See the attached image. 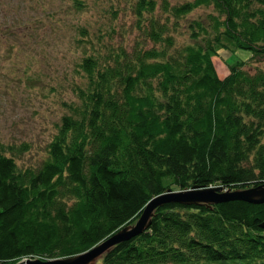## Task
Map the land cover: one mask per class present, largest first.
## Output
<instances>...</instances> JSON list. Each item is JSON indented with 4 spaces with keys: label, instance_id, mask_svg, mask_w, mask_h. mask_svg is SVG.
<instances>
[{
    "label": "trees",
    "instance_id": "trees-1",
    "mask_svg": "<svg viewBox=\"0 0 264 264\" xmlns=\"http://www.w3.org/2000/svg\"><path fill=\"white\" fill-rule=\"evenodd\" d=\"M156 4L131 5L153 45L77 63L79 102L39 166H17L25 142L0 147V264L82 253L167 189L264 183V69L243 68L264 59V0H163L162 22ZM200 7L213 11L190 20V43L176 46L170 27ZM224 49L251 55L221 78L212 58ZM155 213L97 264H264V202H166Z\"/></svg>",
    "mask_w": 264,
    "mask_h": 264
},
{
    "label": "rangeland",
    "instance_id": "rangeland-1",
    "mask_svg": "<svg viewBox=\"0 0 264 264\" xmlns=\"http://www.w3.org/2000/svg\"><path fill=\"white\" fill-rule=\"evenodd\" d=\"M83 1L78 10L73 0H0V147L27 143L29 149L15 156L22 169L36 168L46 158L47 144L68 105L79 102L75 84L85 80L77 63L85 54L118 46L131 50L137 41L153 45L141 30L148 21H137L131 8L136 0ZM162 1L157 0L153 13L161 22L166 17ZM211 11L200 7L181 18L176 30L170 27L176 46L190 43V20ZM250 55L248 49H224L212 60L222 78L229 72L227 64ZM243 68L264 69V59Z\"/></svg>",
    "mask_w": 264,
    "mask_h": 264
},
{
    "label": "water",
    "instance_id": "water-1",
    "mask_svg": "<svg viewBox=\"0 0 264 264\" xmlns=\"http://www.w3.org/2000/svg\"><path fill=\"white\" fill-rule=\"evenodd\" d=\"M230 200L263 203L264 183L235 189H225L221 185L208 186L206 188L167 189L166 192L156 194L149 199L135 221L125 223L123 227L115 230L114 233L106 236L86 251L61 258L19 260L17 264H97L104 254L114 249L116 244L144 232L151 225L150 223L156 214V209L166 204V202L180 203L186 206L209 207Z\"/></svg>",
    "mask_w": 264,
    "mask_h": 264
}]
</instances>
